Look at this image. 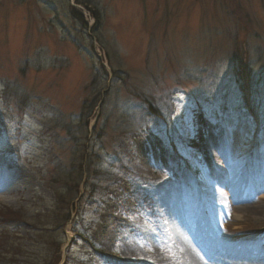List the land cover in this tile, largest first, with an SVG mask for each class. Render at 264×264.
<instances>
[{"label":"rangeland","instance_id":"374dc122","mask_svg":"<svg viewBox=\"0 0 264 264\" xmlns=\"http://www.w3.org/2000/svg\"><path fill=\"white\" fill-rule=\"evenodd\" d=\"M88 2L0 0V264H192L178 211L264 250V0Z\"/></svg>","mask_w":264,"mask_h":264},{"label":"bare ground","instance_id":"6f19581e","mask_svg":"<svg viewBox=\"0 0 264 264\" xmlns=\"http://www.w3.org/2000/svg\"><path fill=\"white\" fill-rule=\"evenodd\" d=\"M260 155L262 156L261 159L264 161V154ZM251 156H254V154H251ZM256 156H259V154ZM208 157L211 158L210 155ZM211 160L213 159L211 158ZM254 161L256 163L259 162L256 158ZM262 164L264 165V162ZM263 165H261V167L264 169ZM254 168L257 170V166H253V169ZM10 175L14 176L16 179L19 178V174L11 169ZM212 176L216 179L220 176V172L215 170ZM15 178L5 181V187L13 188L12 186L15 184L13 179ZM259 181L260 179L253 180L251 183L252 187L255 188L260 185L262 180ZM219 187L222 190L221 194L225 195V203L228 204L230 208H234L236 204L234 194H232L230 190H227L225 183H221ZM261 192H264V189L261 190ZM163 198L161 199L162 203L165 201ZM174 215H176L173 219L175 237L177 236V240L179 241L178 244L184 248L192 264H264V250L256 247V245H250V243H237L229 246L225 243H208L204 241L202 237L203 227L200 225L199 221L195 228H193V225L190 223L189 226L185 228L184 223H180L179 221L184 217V213L178 211L175 212Z\"/></svg>","mask_w":264,"mask_h":264},{"label":"trees","instance_id":"16d2710c","mask_svg":"<svg viewBox=\"0 0 264 264\" xmlns=\"http://www.w3.org/2000/svg\"><path fill=\"white\" fill-rule=\"evenodd\" d=\"M89 0H82V1H80V0H76V4L77 5H80V6H83V7H85V8H87L88 9V11L89 12H91L92 14H93V16H94V18H95V20H96V23H99L100 21H101V15H100V13L97 11V9L96 8H90L89 7V2H88ZM72 14H73V16H76L80 21H84V19H83V17H82V15L80 14V13H78L76 10H74L73 8H72ZM100 68H101V71L103 72V75L105 76V77H107L108 78V74H107V72H106V70H105V68H104V66L101 64L100 65ZM113 71V74H115V70H112ZM108 80H109V78H108ZM90 117V116H89ZM88 117V118H89ZM86 129H87V127H86ZM96 130V128H95V126L92 128V137H94L95 138V133L97 132V130ZM128 130H124V132L122 133V135H124V133H128L127 132ZM95 132V133H94ZM101 134H99V135H97L96 137L97 138H101ZM50 138V145H51V143L53 142V140H52V137H49ZM123 146H121V149H122V151H123V155H122V157H120L119 158V161L121 162V163H124V162H126V159H127V156L125 155L126 153L124 152V149L122 148ZM83 157V155H81V157H80V160H81V158ZM48 163H51V161H49L48 160ZM82 166H83V163L81 162V164H80V169L82 168ZM82 176H81V178H80V180L77 182V183H75L76 185H75V187L77 188V190H78V187L80 186V184L82 183ZM71 182V179H70V177H69V175L66 177V180H65V184L67 183V185H66V187L68 188V190L70 191V189H71V186L69 185V183ZM85 186V185H84ZM61 190H57L56 191V202L58 203V204H60V202H61V200H62V192H60ZM76 198V197H75ZM77 198H79V192H78V196H77ZM81 200V198H79V201ZM66 220H67V222H68V220H69V215H67V217H66Z\"/></svg>","mask_w":264,"mask_h":264}]
</instances>
